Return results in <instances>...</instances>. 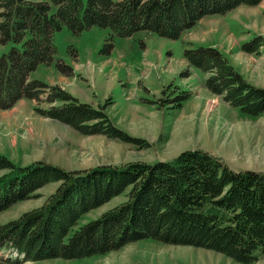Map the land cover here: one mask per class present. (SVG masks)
Segmentation results:
<instances>
[{"label": "trees", "instance_id": "1", "mask_svg": "<svg viewBox=\"0 0 264 264\" xmlns=\"http://www.w3.org/2000/svg\"><path fill=\"white\" fill-rule=\"evenodd\" d=\"M262 1L0 0V44L12 43L0 55V108H12L24 98L60 101L45 111L48 117L83 134L127 139L104 109L60 86L30 78L42 63L70 70L56 60L55 33L64 26L75 34L93 26L109 28V53L116 36L146 30L178 39L208 15ZM263 39L258 35L242 49L258 52ZM184 56L205 73L211 93L245 114L264 113V87L249 82L218 47L189 46ZM190 95L177 96L176 105ZM0 169L9 170L0 177V212L33 198L51 182L59 183L45 204L0 225V252L16 253L0 255L7 264L102 255L147 238L214 249L244 264L264 258V171L233 169L209 151L187 149L171 160L107 163L83 170L45 161L21 166L0 154ZM123 193L125 201L77 228L85 213Z\"/></svg>", "mask_w": 264, "mask_h": 264}, {"label": "rangeland", "instance_id": "2", "mask_svg": "<svg viewBox=\"0 0 264 264\" xmlns=\"http://www.w3.org/2000/svg\"><path fill=\"white\" fill-rule=\"evenodd\" d=\"M264 0L241 5L226 14L208 15L178 39L142 30L116 36L107 53L111 30L93 26L80 34L67 26L57 31V63L40 64L30 78L57 85L97 108L104 109L127 139L83 134L68 123L48 117L51 105L24 98L9 109L0 108V154L21 166L36 161L66 169H90L100 164L171 160L187 149H202L221 157L236 170L264 171V113L251 116L205 87V73L189 65V46H214L251 83L264 87V44L258 52L242 49L256 36L264 38ZM264 40V39H263ZM12 43L0 44V55ZM189 72L188 74L186 72ZM190 97L181 106L175 98ZM8 169H0V177ZM59 186L51 182L0 212V225L45 204ZM126 200V193L87 212L79 225L101 216ZM16 253L0 252L3 257ZM0 264H7L0 260ZM24 264H244L214 249L138 240L106 254L62 257ZM251 264H264V258Z\"/></svg>", "mask_w": 264, "mask_h": 264}]
</instances>
